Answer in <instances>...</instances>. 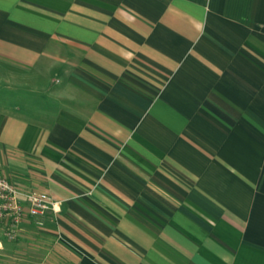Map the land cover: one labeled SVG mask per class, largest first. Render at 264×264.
<instances>
[{"label":"crops","instance_id":"obj_1","mask_svg":"<svg viewBox=\"0 0 264 264\" xmlns=\"http://www.w3.org/2000/svg\"><path fill=\"white\" fill-rule=\"evenodd\" d=\"M0 175L59 204L3 264H264V0H0Z\"/></svg>","mask_w":264,"mask_h":264},{"label":"built area","instance_id":"obj_2","mask_svg":"<svg viewBox=\"0 0 264 264\" xmlns=\"http://www.w3.org/2000/svg\"><path fill=\"white\" fill-rule=\"evenodd\" d=\"M59 204L42 191L22 192L0 175V249L2 243L15 241L26 222L42 225L48 213L56 214Z\"/></svg>","mask_w":264,"mask_h":264},{"label":"rangeland","instance_id":"obj_3","mask_svg":"<svg viewBox=\"0 0 264 264\" xmlns=\"http://www.w3.org/2000/svg\"><path fill=\"white\" fill-rule=\"evenodd\" d=\"M23 74L19 68L0 60V107L4 102L18 100L20 88L26 80L28 85L35 83L34 78L24 77ZM0 264H3L1 257Z\"/></svg>","mask_w":264,"mask_h":264}]
</instances>
